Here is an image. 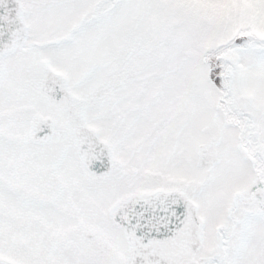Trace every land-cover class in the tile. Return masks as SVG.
Instances as JSON below:
<instances>
[{"label":"snow or ice","instance_id":"6c2138e0","mask_svg":"<svg viewBox=\"0 0 264 264\" xmlns=\"http://www.w3.org/2000/svg\"><path fill=\"white\" fill-rule=\"evenodd\" d=\"M0 264H264V0H0Z\"/></svg>","mask_w":264,"mask_h":264}]
</instances>
